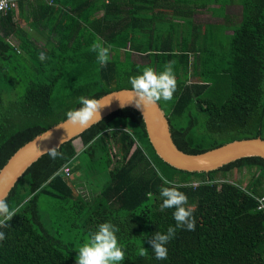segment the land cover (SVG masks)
Segmentation results:
<instances>
[{
	"label": "trees",
	"instance_id": "obj_1",
	"mask_svg": "<svg viewBox=\"0 0 264 264\" xmlns=\"http://www.w3.org/2000/svg\"><path fill=\"white\" fill-rule=\"evenodd\" d=\"M232 5L241 9L236 24L226 11ZM202 10L222 21L196 22ZM97 40L111 46L106 65L91 50ZM169 61L177 90L158 104L180 150L264 139V0H19L0 13V169L79 108L80 96L131 89L130 76L148 66L159 73ZM78 137L81 152L65 141L63 159L41 155L9 191L15 214L0 227V264H76L78 249L104 222L119 228L125 257L117 264H264V214L255 199L264 196V158L245 156L207 172L178 169L156 154L132 107ZM66 164L76 177L62 173ZM243 168L244 184L231 177ZM79 182L99 183L97 195L87 200ZM172 184L186 194L196 227L177 229L167 259L158 260L149 240L175 227L174 209L159 210V190Z\"/></svg>",
	"mask_w": 264,
	"mask_h": 264
},
{
	"label": "clouds",
	"instance_id": "obj_2",
	"mask_svg": "<svg viewBox=\"0 0 264 264\" xmlns=\"http://www.w3.org/2000/svg\"><path fill=\"white\" fill-rule=\"evenodd\" d=\"M110 45L105 47L99 40L91 45V50L96 53L97 62L101 65H106L109 61ZM41 61L46 59V55L41 52L39 55ZM175 61H169L163 66V71L157 73L154 68L145 67L141 74L130 76L129 82L131 89L128 90V95L131 97L130 102L121 103L123 108L130 103H134L137 108L144 111L163 99L170 101L173 94L177 90V81L173 71ZM113 97L89 98L80 96L78 103L81 105L77 109L69 110L66 113V121L57 126V128H65L68 126L80 128L82 130L90 128L92 125L102 120L101 110L109 106ZM120 101V100H119ZM52 132L49 130L37 134L34 140L36 150L42 155H47L53 161L63 159L64 153L61 152L60 146L65 142V138L61 139L59 145L52 148L40 151L37 147V141L49 140ZM165 185L171 184L165 180ZM179 185L163 186L159 190V195L162 198L159 210L161 212L166 209H174L172 216L175 221V227L169 226L166 233L156 231L149 240L151 250L154 252L156 259H167L168 249L166 245L175 237L177 229H186L194 231L196 221L193 216L194 209L186 207L187 196L179 191ZM15 214L14 210L10 209L6 197L0 196V227H8L7 221ZM119 228L111 222H104L98 225L97 230L90 232L85 243L78 249L76 264H117L123 261L125 253L118 244L116 233ZM5 233L0 231V240H4ZM148 249L141 248L140 255H146Z\"/></svg>",
	"mask_w": 264,
	"mask_h": 264
},
{
	"label": "water",
	"instance_id": "obj_3",
	"mask_svg": "<svg viewBox=\"0 0 264 264\" xmlns=\"http://www.w3.org/2000/svg\"><path fill=\"white\" fill-rule=\"evenodd\" d=\"M128 90L130 89L121 88L100 96L113 97L109 106L101 110L102 118L122 108L120 102H130L131 97L128 95ZM125 107H132L141 114L149 142L156 154L162 160L178 169L191 172H207L245 156H260L264 158V139L259 136L232 140L201 153L192 154L184 152L175 145L171 136L168 119L158 103L156 106L146 109L144 114L143 110L137 108L134 103H130ZM65 121L66 118L44 130L51 131L52 136L49 140L37 141V147L40 151L59 145L61 139L64 138L65 141L70 139L74 141L85 130L71 126H68L67 129L57 128V126L63 124ZM36 137L37 135L17 148L1 167L0 196L6 197L19 177L42 155L34 146L33 142Z\"/></svg>",
	"mask_w": 264,
	"mask_h": 264
},
{
	"label": "rangeland",
	"instance_id": "obj_4",
	"mask_svg": "<svg viewBox=\"0 0 264 264\" xmlns=\"http://www.w3.org/2000/svg\"><path fill=\"white\" fill-rule=\"evenodd\" d=\"M226 11H227V13L231 19V22L233 24H236L240 19V13H241L240 7L238 5L228 6ZM194 20L196 22H209V21L221 22L222 21L221 18L212 16L211 13L207 10H202V11L196 12L194 15ZM134 59L137 61H142V59L138 55H134ZM11 98H12V96L5 97L6 100L11 99ZM79 141L80 140L77 138L73 142L74 145L76 146V148L79 147L78 146ZM73 176L76 177V173H74ZM247 176H248V172L244 168L241 171L234 170V172L231 175L232 179L237 180V181L241 180L242 184L245 183ZM95 182H98V181H95ZM82 184L83 183L79 182L77 184V189L80 193H82L84 195V197L87 198V200L89 199V201H90L93 197H95L97 195V193H98L97 190L99 189L100 184L97 183V185H98L97 187H94V185L92 183L88 184L89 187L87 185L85 186V184L83 186Z\"/></svg>",
	"mask_w": 264,
	"mask_h": 264
},
{
	"label": "built area",
	"instance_id": "obj_5",
	"mask_svg": "<svg viewBox=\"0 0 264 264\" xmlns=\"http://www.w3.org/2000/svg\"><path fill=\"white\" fill-rule=\"evenodd\" d=\"M19 0H0V13H6L9 10H12L17 7V3ZM71 167L66 164L62 167L61 171L64 175L71 177ZM195 185L197 183H194ZM257 201V209L262 211L264 214V196L255 197Z\"/></svg>",
	"mask_w": 264,
	"mask_h": 264
},
{
	"label": "crops",
	"instance_id": "obj_6",
	"mask_svg": "<svg viewBox=\"0 0 264 264\" xmlns=\"http://www.w3.org/2000/svg\"><path fill=\"white\" fill-rule=\"evenodd\" d=\"M22 26H24V27H27L25 24H21ZM29 31H31V30H29ZM31 32H34V31H31ZM10 41L17 47V44H18V39L15 37V36H11L10 38ZM80 141H79V147L78 148H76V146H75V148H76V151L77 152H81L82 151V147H83V144H82V141H81V139L80 138H78ZM74 142V141H73ZM79 149V150H78ZM72 178H73V174H72ZM82 185H84V184H82Z\"/></svg>",
	"mask_w": 264,
	"mask_h": 264
}]
</instances>
